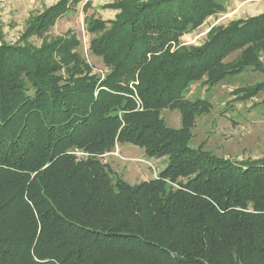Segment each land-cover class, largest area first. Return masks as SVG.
Returning <instances> with one entry per match:
<instances>
[{
    "label": "trees",
    "instance_id": "trees-1",
    "mask_svg": "<svg viewBox=\"0 0 264 264\" xmlns=\"http://www.w3.org/2000/svg\"><path fill=\"white\" fill-rule=\"evenodd\" d=\"M78 1L61 0L36 30ZM227 1L107 5L116 19L89 25L104 77L70 41L38 52L0 44V264H264V157L239 163L193 149L204 103L186 99L204 79L264 75V14L175 48ZM240 92L264 94V82ZM165 110L180 111L181 129L165 124ZM120 144L168 159L166 168L128 184L100 160Z\"/></svg>",
    "mask_w": 264,
    "mask_h": 264
},
{
    "label": "rangeland",
    "instance_id": "rangeland-1",
    "mask_svg": "<svg viewBox=\"0 0 264 264\" xmlns=\"http://www.w3.org/2000/svg\"><path fill=\"white\" fill-rule=\"evenodd\" d=\"M61 0H0V44L20 46L34 52L58 41L74 44L72 53L78 54L92 68L93 74L104 77L107 69L100 57L91 51L97 34L89 31L92 21H114L119 11L106 6L122 0H79L72 10L59 18L47 32L36 30L37 20ZM225 10L210 17L197 30L185 35L175 48L200 47L205 44L212 29L229 26L233 21L264 14V0H230ZM239 52L225 62H235ZM59 60V56H56ZM264 65V53L260 54ZM206 79L194 83L186 93L190 102L200 101L204 108L194 119L191 129L193 149L201 148L219 158L233 162L257 161L264 157V94L240 92L264 82V75L248 70L210 86ZM165 124L181 129L180 111L162 112ZM77 155L82 158V152ZM114 173L130 185H139L155 179L166 168L168 159H154L131 144L117 145L112 153L100 158Z\"/></svg>",
    "mask_w": 264,
    "mask_h": 264
}]
</instances>
